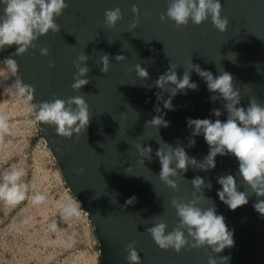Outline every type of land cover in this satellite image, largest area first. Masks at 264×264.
Returning <instances> with one entry per match:
<instances>
[{
  "label": "water",
  "instance_id": "water-1",
  "mask_svg": "<svg viewBox=\"0 0 264 264\" xmlns=\"http://www.w3.org/2000/svg\"><path fill=\"white\" fill-rule=\"evenodd\" d=\"M68 7L55 18L60 31L41 36L35 48L14 55L16 45L0 47V63L15 59L16 71L35 107L55 98L83 96L89 107V123L72 138L58 135L54 126L37 121L38 138L42 139L55 161L69 193L89 218L97 241L99 264H128L126 248L133 244L142 264H207L210 250L189 249L176 253L164 251L145 231L163 220L171 231L178 223L171 199H193L191 181L202 177L211 189L204 195L216 206L233 232L234 245L220 256L230 257L228 264H264V216L253 207V194L247 205L230 210L217 196V178L238 171V161L232 155H217L216 167L208 171L188 166L174 179L172 190L158 176L161 171L156 151L159 138L172 147H184L189 157L197 161L209 152L203 135L192 136L187 124L192 119H227L224 101L210 100L205 81L193 70L191 81L198 89H186L171 98L172 110L164 108L171 93L155 86L170 63L177 66L181 78L189 66L199 65L214 77L220 71L233 76L241 93V105L250 98L264 103V0H221L222 17L229 20L226 32H219L211 18L196 26L177 27L160 17L166 12L168 0H66ZM136 6L139 14L132 9ZM119 7L123 18L109 28L104 23L106 9ZM2 11V10H0ZM138 27L131 28L133 23ZM49 55L42 56L41 48ZM236 54V61L228 58ZM87 55L88 83L74 91L77 74L75 63ZM109 56L108 72L101 71L100 57ZM123 55L125 59L116 60ZM148 71V78L137 76L136 65ZM259 64L261 74L256 65ZM50 65H54L50 67ZM169 87H173L169 85ZM159 96V98H158ZM160 111L157 112L156 109ZM213 108L222 115L215 117ZM162 115L167 127L147 125L153 117ZM194 139V146L189 140ZM137 145L151 146V160L141 156ZM145 159V160H144ZM144 160V163H143ZM83 169L82 172L78 171ZM244 191L243 185H238ZM135 197L132 204L126 202ZM264 199V197H260ZM210 206V201H203Z\"/></svg>",
  "mask_w": 264,
  "mask_h": 264
},
{
  "label": "clouds",
  "instance_id": "clouds-1",
  "mask_svg": "<svg viewBox=\"0 0 264 264\" xmlns=\"http://www.w3.org/2000/svg\"><path fill=\"white\" fill-rule=\"evenodd\" d=\"M68 7L66 0H0V47L16 45L14 55L24 54L29 49L35 48V42L48 34L59 32V25L55 23V18L59 17ZM134 14H139L138 8L134 5ZM221 0H168L167 9L161 15V21L165 19L174 22L177 27L187 26L189 22L199 26L211 18L213 26L221 33L228 29L229 20L222 17ZM123 18L119 7L106 9L104 12V23L112 28ZM138 27L137 23L131 25L132 29ZM42 56L49 55V49H40ZM228 58L232 62L236 61V54L229 53ZM125 59L123 55L116 56V60ZM88 56L83 54L78 57L75 67L77 74L74 77L72 88L74 91L80 90L89 81L86 78L90 69L87 66ZM8 65L12 71L16 70L15 59L9 57ZM101 71L108 72L109 56L103 54L100 57ZM54 65H50L53 67ZM260 65L257 64V71L261 74ZM177 66L170 63L169 69L161 74L155 81V86L167 90L171 93L168 100L164 101V108L172 110L171 98L177 92L190 89H198V84L191 81L190 73L194 70L206 83L207 89L213 95L210 100L215 102L218 99L224 101L223 108L227 112V119L212 120L188 118L187 124L193 129L192 136L203 135L205 142L209 145V152L201 161L194 157H189L182 146L172 147L170 144L159 138L160 147L156 151L159 159L161 171L159 177L161 181L172 190H176L178 185L174 179L188 166H193L202 171L215 169L217 155H232L238 161V171L234 176L231 173L220 175L217 183L221 186L217 190V196L230 210L247 205L249 198L255 194L257 202L254 209L264 216V103H259L257 99L250 98L248 105H241V93L234 87L233 76L223 70L218 76L213 75L209 70H203L199 65L189 66L181 78L176 72ZM137 76L141 79L148 78V71L136 65ZM172 85L173 87H169ZM23 93L25 87H19ZM33 96L28 95L32 100ZM159 98V96H158ZM37 108L35 120L44 124L54 126L58 135L65 138H72L74 134H79L86 129L89 123V107L83 96H73L67 99L53 98L45 100L35 106ZM160 111L159 108L156 109ZM212 114L220 117V108H213ZM159 128L167 127L168 122L162 115L153 117L147 122ZM0 129L7 131V124L0 121ZM195 140H189V146H194ZM141 156L151 160V146L142 147L137 145ZM144 159V160H145ZM143 160V163H144ZM78 171L82 172L83 169ZM24 175L22 169L12 168L0 173V200L6 205H15L26 198L27 186L21 183ZM191 184L195 189L193 199L183 200L173 197L171 207L175 209L178 223L171 231L168 224L163 220L147 227L145 231L151 236L159 249L173 250L180 253L182 250L205 249L210 250L213 255H209L207 264H228L230 257L220 256L226 248L234 245L233 232L226 225L223 215L218 214L215 203L205 197L204 188L211 189V183L196 176ZM238 185H243L244 191H240ZM33 204H41L46 196L41 193L33 194L30 197ZM135 197H131L126 203L132 204ZM203 201H210V206H204ZM66 217L78 216L79 209L75 203L61 205ZM126 260L128 264H142L140 254L133 244L126 248Z\"/></svg>",
  "mask_w": 264,
  "mask_h": 264
},
{
  "label": "rangeland",
  "instance_id": "rangeland-1",
  "mask_svg": "<svg viewBox=\"0 0 264 264\" xmlns=\"http://www.w3.org/2000/svg\"><path fill=\"white\" fill-rule=\"evenodd\" d=\"M18 72L0 63V173L22 169L26 198L15 205L0 200V264H69L77 251L94 247L92 224L69 193L45 142L38 138L35 110ZM46 199L33 204L30 197ZM75 203L79 215L66 217L61 205Z\"/></svg>",
  "mask_w": 264,
  "mask_h": 264
},
{
  "label": "built area",
  "instance_id": "built-area-1",
  "mask_svg": "<svg viewBox=\"0 0 264 264\" xmlns=\"http://www.w3.org/2000/svg\"><path fill=\"white\" fill-rule=\"evenodd\" d=\"M98 244L94 247H88L82 252H76L70 258L69 264H99Z\"/></svg>",
  "mask_w": 264,
  "mask_h": 264
}]
</instances>
